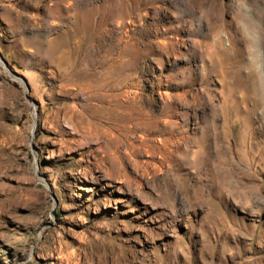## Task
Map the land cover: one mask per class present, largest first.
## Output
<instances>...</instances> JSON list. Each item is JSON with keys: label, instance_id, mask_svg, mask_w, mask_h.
<instances>
[{"label": "rangeland", "instance_id": "374dc122", "mask_svg": "<svg viewBox=\"0 0 264 264\" xmlns=\"http://www.w3.org/2000/svg\"><path fill=\"white\" fill-rule=\"evenodd\" d=\"M0 264H264V0H0Z\"/></svg>", "mask_w": 264, "mask_h": 264}, {"label": "bare ground", "instance_id": "6f19581e", "mask_svg": "<svg viewBox=\"0 0 264 264\" xmlns=\"http://www.w3.org/2000/svg\"><path fill=\"white\" fill-rule=\"evenodd\" d=\"M241 56V55H240Z\"/></svg>", "mask_w": 264, "mask_h": 264}, {"label": "trees", "instance_id": "16d2710c", "mask_svg": "<svg viewBox=\"0 0 264 264\" xmlns=\"http://www.w3.org/2000/svg\"><path fill=\"white\" fill-rule=\"evenodd\" d=\"M58 214V213H57Z\"/></svg>", "mask_w": 264, "mask_h": 264}]
</instances>
